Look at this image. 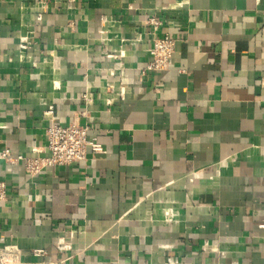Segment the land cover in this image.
<instances>
[{
    "label": "crops",
    "instance_id": "0c3cea01",
    "mask_svg": "<svg viewBox=\"0 0 264 264\" xmlns=\"http://www.w3.org/2000/svg\"><path fill=\"white\" fill-rule=\"evenodd\" d=\"M149 17L176 45L142 74ZM49 107L105 154L0 160L19 264H264V0H0V152L43 148Z\"/></svg>",
    "mask_w": 264,
    "mask_h": 264
},
{
    "label": "built area",
    "instance_id": "2783aa9c",
    "mask_svg": "<svg viewBox=\"0 0 264 264\" xmlns=\"http://www.w3.org/2000/svg\"><path fill=\"white\" fill-rule=\"evenodd\" d=\"M38 8L44 9L45 5H40ZM145 23L152 29L151 60L144 66L141 73L166 71L171 64L176 39L169 35H155L154 31L160 25L157 18L149 17ZM28 44L26 41L20 43L19 51L22 53L26 51ZM117 94L118 98H122L124 93L120 90ZM83 98L87 99L86 95ZM109 101L111 99L107 100V104ZM52 114V107H49L45 116L50 124L45 128L46 142L43 148H32L31 155H13L6 147L0 152V160L8 167L20 165L27 175L35 177L51 167L84 164L92 156L105 154L102 144L88 135L89 127L87 125H81L75 119L70 124L62 126L54 123ZM7 201V185L5 181L0 180V204L7 203ZM171 215L169 210L166 219L171 220ZM33 255L41 257L44 256V253L35 251ZM19 257L20 251L15 245L0 246V264H19Z\"/></svg>",
    "mask_w": 264,
    "mask_h": 264
}]
</instances>
